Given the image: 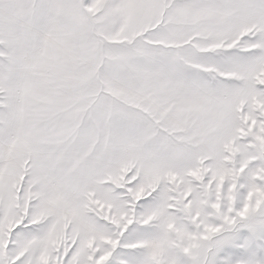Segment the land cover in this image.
Masks as SVG:
<instances>
[{"label": "snow or ice", "instance_id": "1", "mask_svg": "<svg viewBox=\"0 0 264 264\" xmlns=\"http://www.w3.org/2000/svg\"><path fill=\"white\" fill-rule=\"evenodd\" d=\"M0 264H264V0H0Z\"/></svg>", "mask_w": 264, "mask_h": 264}]
</instances>
